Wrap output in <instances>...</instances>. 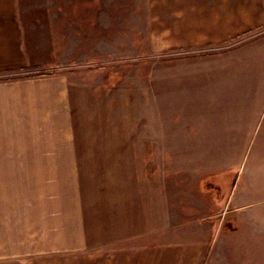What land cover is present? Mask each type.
I'll return each instance as SVG.
<instances>
[{
	"label": "rangeland",
	"instance_id": "1",
	"mask_svg": "<svg viewBox=\"0 0 264 264\" xmlns=\"http://www.w3.org/2000/svg\"><path fill=\"white\" fill-rule=\"evenodd\" d=\"M17 11L31 63L0 79L64 76L89 144L82 168L90 190L125 163L127 138L134 171L143 165L139 140L158 138L146 169L160 172L162 211L176 215L162 227L209 216L221 260L264 264V27L170 48L150 0H17ZM35 212L0 208L1 227L16 224L1 236L11 253L0 264H74L71 252L53 248L62 244L53 229L49 245L42 241Z\"/></svg>",
	"mask_w": 264,
	"mask_h": 264
},
{
	"label": "crops",
	"instance_id": "2",
	"mask_svg": "<svg viewBox=\"0 0 264 264\" xmlns=\"http://www.w3.org/2000/svg\"><path fill=\"white\" fill-rule=\"evenodd\" d=\"M150 1L170 48L223 43L264 27V0ZM22 33L17 0H0V71L31 63ZM75 112L61 74L0 79V208L34 209L42 241L48 244L53 229L55 240H62L53 248L71 252L74 264H241L220 259L209 216L162 227L176 215L162 211L155 179L160 172L146 169V156L161 144L158 138L139 140L143 165L135 171L127 138L125 163L97 178L96 192L90 190L82 168L89 144L82 142ZM13 231V219L4 228L0 222V241ZM2 251L0 246V260L11 253Z\"/></svg>",
	"mask_w": 264,
	"mask_h": 264
},
{
	"label": "water",
	"instance_id": "3",
	"mask_svg": "<svg viewBox=\"0 0 264 264\" xmlns=\"http://www.w3.org/2000/svg\"><path fill=\"white\" fill-rule=\"evenodd\" d=\"M235 179V178H234ZM232 184H234V180H233V183Z\"/></svg>",
	"mask_w": 264,
	"mask_h": 264
}]
</instances>
